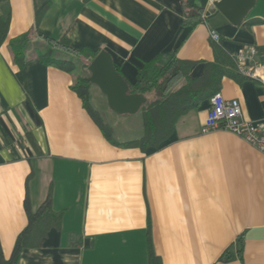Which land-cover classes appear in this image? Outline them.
<instances>
[{
    "label": "crops",
    "instance_id": "obj_1",
    "mask_svg": "<svg viewBox=\"0 0 264 264\" xmlns=\"http://www.w3.org/2000/svg\"><path fill=\"white\" fill-rule=\"evenodd\" d=\"M180 1L8 0L0 46L5 257L27 224L25 198L35 211L49 190L60 226L48 230L41 247L24 249L17 264H147V233L162 264H264V155L230 132L202 133L210 98L177 119L158 147H119L84 111L69 72L36 60L19 69L10 61L8 42L36 26L77 49L105 51L128 85L144 62L173 50L193 62L190 80L201 78L214 59L211 29L227 52L253 45L264 62V0L238 26L216 28L203 14L195 27L183 26L197 16L195 8L206 10L215 0H184L187 7ZM229 72L217 93L240 103L243 120L264 119L259 83ZM238 236L240 257L219 262Z\"/></svg>",
    "mask_w": 264,
    "mask_h": 264
},
{
    "label": "trees",
    "instance_id": "obj_2",
    "mask_svg": "<svg viewBox=\"0 0 264 264\" xmlns=\"http://www.w3.org/2000/svg\"><path fill=\"white\" fill-rule=\"evenodd\" d=\"M180 2L187 7L184 0ZM194 10L197 16L187 19L183 22V26L193 28L207 20L201 18L205 12L204 9L195 8ZM9 21L8 0H0V46L6 41ZM211 45L214 59L211 63L204 65L205 69L201 78L190 80L189 73L193 62L178 59L175 55L176 50L156 54L138 68L136 81L132 85H127L128 94H139L146 98V103L139 108L141 134L138 138L126 142L117 141L113 128L103 120L101 113L91 102L93 85L88 81L90 74L87 70L99 51L89 48L77 49L67 38L54 39L45 36L37 30L36 26L33 30L11 39L7 48L11 56L10 61L19 69L24 68L28 62L36 60L44 66L69 72L73 77L71 90L81 100L84 111L97 125L102 137L115 146L133 147L145 151L164 143L173 132L176 120L217 93L221 78L229 76V69H234L231 53L227 52L221 42L212 40ZM117 72L121 76L119 70ZM236 76H238L237 73ZM148 97H151V100ZM51 203L49 190L45 200L35 211L31 209L28 199L25 198L22 206H24L27 224L16 236L10 256L5 257L0 246V264H17L24 249L41 247L48 230L59 228L62 213L53 211ZM145 241L147 264H162L160 258L154 254L150 233H147ZM241 249L242 237L238 236L236 246L225 249L218 261L227 263L240 257Z\"/></svg>",
    "mask_w": 264,
    "mask_h": 264
},
{
    "label": "water",
    "instance_id": "obj_3",
    "mask_svg": "<svg viewBox=\"0 0 264 264\" xmlns=\"http://www.w3.org/2000/svg\"><path fill=\"white\" fill-rule=\"evenodd\" d=\"M256 0H215L205 10L204 17L210 27L227 23L238 26L254 7ZM111 57L100 51L88 65L89 79L106 98L108 110L117 115H134L145 103L143 95L128 94V85L119 75Z\"/></svg>",
    "mask_w": 264,
    "mask_h": 264
},
{
    "label": "built area",
    "instance_id": "obj_4",
    "mask_svg": "<svg viewBox=\"0 0 264 264\" xmlns=\"http://www.w3.org/2000/svg\"><path fill=\"white\" fill-rule=\"evenodd\" d=\"M209 38L213 42L220 41L213 29L209 31ZM231 56L237 74L258 82L264 94V62L259 61L257 48L246 45L231 53ZM209 102L202 133L212 130L230 132L264 155V119L257 122L243 120L240 103L235 99H225L220 93H214Z\"/></svg>",
    "mask_w": 264,
    "mask_h": 264
},
{
    "label": "rangeland",
    "instance_id": "obj_5",
    "mask_svg": "<svg viewBox=\"0 0 264 264\" xmlns=\"http://www.w3.org/2000/svg\"><path fill=\"white\" fill-rule=\"evenodd\" d=\"M91 102L98 110L104 121L112 126L115 138L120 141L132 140L138 137L141 130V115L139 111L134 115H114L108 110L105 97L95 86L91 87Z\"/></svg>",
    "mask_w": 264,
    "mask_h": 264
}]
</instances>
